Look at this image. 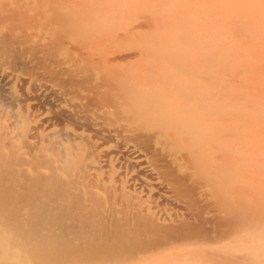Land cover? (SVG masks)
Wrapping results in <instances>:
<instances>
[{
	"label": "bare ground",
	"instance_id": "obj_1",
	"mask_svg": "<svg viewBox=\"0 0 264 264\" xmlns=\"http://www.w3.org/2000/svg\"><path fill=\"white\" fill-rule=\"evenodd\" d=\"M184 1L0 0V264H264L255 6Z\"/></svg>",
	"mask_w": 264,
	"mask_h": 264
},
{
	"label": "rangeland",
	"instance_id": "obj_2",
	"mask_svg": "<svg viewBox=\"0 0 264 264\" xmlns=\"http://www.w3.org/2000/svg\"><path fill=\"white\" fill-rule=\"evenodd\" d=\"M189 1H193V0H189ZM250 1H251V3L249 2L248 4H251V5L253 4L255 6V9H252V10H254L253 12H255L254 13L255 16L253 15L252 11H250V14H249L250 20H251L250 26L252 27L251 29L253 31L250 30L251 39H248L249 37H247L246 41L243 40L241 42L242 45L240 47L242 48V50H243V48H247L248 53L250 52L249 57L252 60V61L249 60V74H248V76H249L248 78H249V82H250L249 83L250 102L253 103V109H254L253 111H250V113L252 112L250 114V136L251 137H264V116H263L264 115V37H263L264 36V28H263L264 22L261 21V20H264V2L257 0V1H259V3H261V4H259L255 0H250ZM181 2H182L181 4L187 3L185 1L183 2V0H181ZM223 2H225V0L221 1V3L223 5L221 6L219 4L218 8H221L224 6L225 3H223ZM251 5H250V10H251ZM258 7H259V9H258ZM215 8H216V4H215ZM255 10H258V11H255ZM259 11L263 12V14H261ZM252 17H253L254 21H253V19H251ZM255 20H256V22H255ZM259 20L261 21V23L263 22L262 25L260 24ZM251 24H254V27L256 25H260V26H256L257 28L255 27L256 28L255 29ZM217 27H218V25H217ZM259 27L262 28L263 32H261L262 30H260L261 28H259ZM214 31H216V30H214ZM215 35H216V33H215ZM252 36H254V37H252ZM262 38H263V41H262ZM224 42L227 43V41H224ZM239 44H240V42H239ZM247 56H248V54H247ZM245 57H246V55H245ZM241 58L239 57L238 60H240ZM253 60H255V61H253ZM250 64H251V66H250ZM239 66L241 67V65H239ZM253 66H254V68H253ZM254 105H255V107H254ZM250 107H251V105H250ZM43 110H44V107H42L41 112L45 113L46 115H49V114H47V112H45L48 110V106H45V111H43ZM261 117H262V119H261ZM259 121L261 123H258ZM136 183H137V181H136ZM138 183H139V181H138ZM155 200H160V198L156 197Z\"/></svg>",
	"mask_w": 264,
	"mask_h": 264
}]
</instances>
